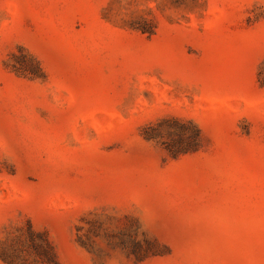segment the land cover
<instances>
[{
  "label": "rangeland",
  "instance_id": "obj_1",
  "mask_svg": "<svg viewBox=\"0 0 264 264\" xmlns=\"http://www.w3.org/2000/svg\"><path fill=\"white\" fill-rule=\"evenodd\" d=\"M172 118L197 151L142 137ZM29 224L57 264H264V0H0V264H52Z\"/></svg>",
  "mask_w": 264,
  "mask_h": 264
},
{
  "label": "trees",
  "instance_id": "obj_2",
  "mask_svg": "<svg viewBox=\"0 0 264 264\" xmlns=\"http://www.w3.org/2000/svg\"><path fill=\"white\" fill-rule=\"evenodd\" d=\"M123 27L136 30L141 34L152 35L155 31L154 19L146 18L144 16H136L131 19V22H124ZM20 55H12L14 62L7 64V67L18 76L38 78L42 77L41 69L31 56L23 50H19ZM172 125V126H169ZM163 126L175 132L177 139L175 141H165L162 139L160 130ZM185 126L188 128L185 129ZM142 137L146 141H154L159 143L166 154L171 158H176L179 155L197 151L201 147V135L198 127L191 121H181L179 119H163L155 125H148L143 129ZM40 238L44 244L45 249L40 254L37 252L35 246L34 250L40 257H47L49 262L57 264L55 253L44 233L35 232L30 224L28 225V237L32 245L33 237Z\"/></svg>",
  "mask_w": 264,
  "mask_h": 264
}]
</instances>
